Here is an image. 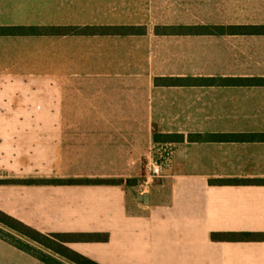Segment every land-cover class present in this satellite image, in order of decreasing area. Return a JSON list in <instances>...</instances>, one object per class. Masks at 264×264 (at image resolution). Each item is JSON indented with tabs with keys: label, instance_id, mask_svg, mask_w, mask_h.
<instances>
[{
	"label": "crops",
	"instance_id": "obj_1",
	"mask_svg": "<svg viewBox=\"0 0 264 264\" xmlns=\"http://www.w3.org/2000/svg\"><path fill=\"white\" fill-rule=\"evenodd\" d=\"M212 25H264V0H0V27L136 28L0 33V179L133 181L0 184V209L108 233L69 244L100 264H264V140H189L264 133V84L156 83L264 78V33L156 32ZM156 135L184 139L142 189ZM0 264L47 263L0 238Z\"/></svg>",
	"mask_w": 264,
	"mask_h": 264
},
{
	"label": "trees",
	"instance_id": "obj_2",
	"mask_svg": "<svg viewBox=\"0 0 264 264\" xmlns=\"http://www.w3.org/2000/svg\"><path fill=\"white\" fill-rule=\"evenodd\" d=\"M134 33L135 27L127 26H64V27H0L1 34L26 33ZM156 32H211V33H264V25H230V26H164L157 27ZM158 84H189V83H253L264 84V78H158ZM161 136L156 135L158 141ZM168 140H183V135H166ZM189 140H264L261 134H195ZM131 184L128 179H0V184ZM219 184H240L250 180L231 179L217 181ZM235 234V233H233ZM240 236H252L253 233H241ZM226 233H214L213 238L226 237ZM63 237V238H60ZM0 238L9 241L47 264H100L97 261L72 249L69 244L79 241H107L108 233L100 232H42L0 209Z\"/></svg>",
	"mask_w": 264,
	"mask_h": 264
},
{
	"label": "built area",
	"instance_id": "obj_3",
	"mask_svg": "<svg viewBox=\"0 0 264 264\" xmlns=\"http://www.w3.org/2000/svg\"><path fill=\"white\" fill-rule=\"evenodd\" d=\"M175 145V142L171 140L156 141L144 156L142 163L149 173V178L141 183L142 189H145L150 183L162 179L164 169L169 166L174 154Z\"/></svg>",
	"mask_w": 264,
	"mask_h": 264
},
{
	"label": "water",
	"instance_id": "obj_4",
	"mask_svg": "<svg viewBox=\"0 0 264 264\" xmlns=\"http://www.w3.org/2000/svg\"><path fill=\"white\" fill-rule=\"evenodd\" d=\"M139 199L144 200L145 202H148L149 195L148 194H142V195H140Z\"/></svg>",
	"mask_w": 264,
	"mask_h": 264
},
{
	"label": "rangeland",
	"instance_id": "obj_5",
	"mask_svg": "<svg viewBox=\"0 0 264 264\" xmlns=\"http://www.w3.org/2000/svg\"><path fill=\"white\" fill-rule=\"evenodd\" d=\"M142 165H143V163H142ZM143 168H145L144 165H143ZM60 238H63V237H60Z\"/></svg>",
	"mask_w": 264,
	"mask_h": 264
}]
</instances>
